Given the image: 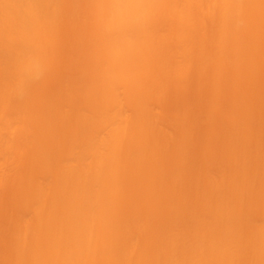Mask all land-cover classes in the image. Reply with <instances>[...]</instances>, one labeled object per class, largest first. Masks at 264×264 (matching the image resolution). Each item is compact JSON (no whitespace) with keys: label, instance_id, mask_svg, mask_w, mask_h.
Instances as JSON below:
<instances>
[{"label":"rangeland","instance_id":"rangeland-1","mask_svg":"<svg viewBox=\"0 0 264 264\" xmlns=\"http://www.w3.org/2000/svg\"><path fill=\"white\" fill-rule=\"evenodd\" d=\"M63 1H65V2L67 1V4ZM63 1L62 0L60 1V3L62 4V5H60V7L57 6L58 12H57L56 24H55V26L56 25L57 26H56L55 32L57 33L59 31L57 33V35H59V36H57L58 38L55 37L56 34L54 33V38L56 40H54L53 44H55V45H53V44L51 45V46H54L53 47L54 50L51 47V49L49 48L50 50L47 53V63L48 64L46 63V67L49 66V68L47 67V69H45V72L42 76L44 79L42 77H41L42 79L40 78L41 83L40 82H39L40 84L36 83L37 86L33 85L36 88L32 87V86H28L30 88H35V89L28 88V91L33 90L32 93H30V94H33V95L35 94V95L30 98V96H32V95H30L28 92L29 96L27 97V100H29V99H31V100H29V101L26 100L25 101L26 104L23 102V105H22V107H26L27 110H25L24 108H21L20 104H18V103L16 104V102L13 100H12V102H10L11 100L9 101V99H8L9 102H7L8 104H6L8 106H5L3 108V110H5V111L3 112V110H2V114L4 115L5 119L8 120L9 118H7V117H10V118L12 117V118H15L14 120L16 122L14 120H12V118H11V120L13 122H11V120H10V123H8V124L2 123V127L3 128L6 127V128L0 129V149H3L4 147H6V149H9L8 150L9 153L12 154V155H10V154L8 155L6 153H4L5 155L1 154V152H3V151L6 152L7 150L5 148H4L5 150H3V151L0 150L1 151L0 156L4 155V158H3V156H2V158H0V161H1L0 162V165H1L0 166V168H1L0 174L3 175L5 173V175H3L4 176L3 180H5V182L1 179V177H3V176L2 175L0 176V215H1L0 216V264H14L15 259H17V257H18V243H16V241L18 242V235H17V233H15V232H17L15 230L18 229L17 227L19 226L18 225L19 221H21V219H23L24 217L29 216V213H28L29 211L26 209V203H25V200L27 199V195L25 192H26L27 187H28V181H30L29 177L36 175L35 172H32V171H34V169L36 170V169L41 168L43 166L41 164V160L43 161V159L41 157L40 151H42L44 145H46L43 149L44 152H48L50 149H52L54 147L53 146L54 145L53 140L46 138V136H45L46 133L43 134L42 131H39V130L34 131V130H32V127H29V126L31 124L33 125L35 122H40L41 124H47L48 126H50L48 129L52 130V131L55 130V131L63 132V130L66 129L65 131L68 133H70V132L72 133V131H74V130H75L74 131V133H75L76 132V129H75L76 128L75 127V112L77 110H81V108H82L81 112L89 111L91 105L97 101L96 99H99L98 95L100 92H99V78H98L99 75H98V72H99V69H100L101 64H102V55L98 50H96V47H95V42H94L95 38L93 37L94 25H93L91 14H90V5H88V4H90V0H83V1L80 0V2H79V0H76L78 2H76L75 0H73V2H69L68 0H63ZM84 1H86V2H84ZM252 1L254 3V1H256V0H252ZM257 1H259V0H257ZM202 2H203V0L199 1L197 4V1H196L195 3H192L190 5L191 7L189 6L190 11L191 12L193 11L192 12L193 15L191 14V17H192L191 19H193V17H194V21L191 20V23L189 22L192 26L188 25L187 29H185L186 27L184 28V30H185L184 36L181 39H179L178 37H175V32L172 30L171 19H170V17H168V13H167L165 3H163L161 5V7H162L161 13H160L161 15H159L157 17L155 16L156 18H153L152 22L150 23V27H149V28H151V29H149L150 30L149 33L151 34V36L153 38H155L154 40H157L158 42L156 41L155 46H152V47H154V49H152V47L150 48L151 51L149 49H148V51L144 50L145 52H143V53L140 52L139 55H137L139 57H142L140 55L141 53L145 57L146 56L149 57V55L150 56L153 55L152 57H149L152 62H151V65L149 67V70L147 72L148 75L146 74V76H145L144 74H142V76L140 75L134 79L125 77L123 79L122 84L120 85L121 87H119V92L121 93L120 94L121 95V103H122L121 107L123 106L122 110L125 113L126 117L128 116L127 117L128 127H129L130 133L132 134L131 139L133 141V145L135 146L136 150L138 149L137 152L141 151V153L140 152H139L140 154L138 153L139 159L137 158L136 162L132 163V161L128 157L126 149L124 147L125 144H122L117 150L118 151L117 154H118V157L120 159V162L123 161V163H119V166H120L119 169L121 170L120 175L123 174L122 175L123 178L120 177L122 179L120 181V183L122 185L126 181L125 182L126 184L124 183L123 186H120L121 187L120 188V195L118 197L119 201H116V206L118 207L119 212L121 213V215L119 213L120 220H122L121 222L126 220V222H128V223L124 224V225H127V226L133 225L134 228L132 226L131 227L128 226L129 227V228L127 227L128 229H126V230L124 229L125 232L130 229V231L127 232L129 235H127V233H126L127 237L131 235L130 238L129 237L127 238L125 236V232L122 233L123 239H125V240L122 239L123 241L121 239H118L119 237L116 236L118 240H117V243L115 245L117 247H119L118 245H121L124 241H127V240L130 241L131 237L135 236V234H136L135 231H136L137 237H135V238L138 241L139 253L140 252L143 253L144 250L145 251L147 250L146 252H144V254H147L148 251H149L148 253H151V254H147L149 257L147 255H143L140 253V254H138V255H140L139 258H137L138 255L136 254L135 258H137L139 260H137L138 262L135 261L134 264L135 263L136 264H143V262H141V261H144V260H145L144 262L146 264H148V263L149 264H163L162 258L164 256V252H162V250H160L158 253V252H155V250L157 251L160 248H165V246L167 245V244H165L166 241H168L169 238H171L170 236H172V233H170V231L173 232L174 228L177 227V226H175V224L180 225V227H177V229H178V234L181 235V236L179 235L181 237V243H180V240L178 239V243H180V244H179V247L177 249L176 264H188L189 263V261H188L189 260V254L192 252V250H195V249H197L199 251V256L197 257L198 262L196 261L197 264L198 263H200V264H212L214 261L212 260V262H211L210 259L213 258V256H212L213 249L210 248L211 246L209 247L207 245H206L207 247H203V246L200 247L201 245H199L197 243V240L200 239L201 237H203V238L208 237L209 238V236L210 235L213 236L214 233H216V234L218 232H221V234L224 233L221 231V229L225 230L226 229L225 226L222 224L217 225L216 220H220L222 222L224 221L225 225H226L225 220H227V225H231V222H232V224H234L233 226H235L234 232L237 231V233H235V234H238L237 237L239 236V239H237V240H240V241H238V243H239L238 245H240V248L238 246L235 247L234 249H232L231 247L230 248L228 247L229 248L228 250L232 251L234 253V255L236 253L238 255V253H239L240 256H238V257H237V255L233 256V254L231 252H229V254L222 256V258H221L222 264H236V263L237 264H240V263L241 264H261L262 258L264 260V234L261 232H259L260 234L258 232H256V235H255V230H254L257 226L264 227L263 226L264 225V207H263L264 206V201H263L264 200V182H263L264 181V145H263L264 144V142H263L264 141V138H263L264 132L262 131L263 132L262 133L261 131H258L261 134L260 135L259 133L256 132L257 131L256 130L253 134H251L255 129L254 127H257V126L261 127V125L264 127V123H263L264 118H262L264 115L261 113L262 110H263L262 112L264 113V97H263V95H264V78H263L264 77V73H263L264 72V66H262L260 64L261 66H259V68L260 67L261 68L260 69L258 68L259 72H258V70H254L255 68H257L255 65H258L257 64L258 60H256L255 61L256 64L254 65L255 68L251 69V70H254V72H251L252 74H254L255 71H256V73L254 74L255 76H253L252 74H251L252 75L251 76L250 72L246 71V70H249L248 69L249 66H247L248 64H245L242 61L243 59L247 58V51H251V48L254 47V46H252V43L255 44L257 41L264 42V39L259 40L258 38L255 39L256 42L254 40L252 41L250 36H249L250 41H248V39H247L248 38L247 35H249L247 33V30H248L247 28H249L251 26L253 27L254 23L256 25L260 24V22H259L260 18L257 19L258 23L256 22L255 18L257 16H259V17H262L261 19H263V16H264L263 13H262V16L257 15V14H255V16H254L253 13L249 9L250 8L253 9L256 6L258 7V5L261 4V3L259 4V2H264V1L260 0L259 2L254 3L255 5L253 7L247 8L246 6H244L246 9H248L247 11L243 8L246 12L245 13L244 11H242L244 13V15L242 13L243 17L244 16L250 17V15H251V17L252 16L255 17L254 20L247 19V20L251 21L253 25L250 26L249 25L250 22H248V25H249V27H248L247 24H245L247 22V20H245V18L242 17L244 19L243 21H245V23H243V24L247 28L245 26H241V25L239 26L238 25L240 30L238 27H237V29L235 28V29H232L231 31L228 30L227 32H229V33L226 32L227 35L224 34L225 31H224L223 27L225 25L222 26L221 23H219V20L216 19L217 18L216 13L215 14H214V12L211 13V14H214L212 17L215 20H217L216 22H212V23L209 22V20L214 21L213 18H211V16H210L211 14L207 15V16H210L209 19H207L208 17L206 19L203 18L205 15L203 13L202 14L200 13V8L204 4V2H203V4L201 5ZM86 3H87V5H86ZM71 4L75 7L78 6V8H75V7L74 8L79 9L78 11L80 13L77 10L76 11L72 10ZM261 6H264V3L261 4L260 7L256 8V9L260 8L262 11H264L263 10L264 8H262ZM192 7L194 9L196 7L197 8L195 10H192L193 9ZM65 8H68L69 10L65 9ZM164 9L166 12L164 11ZM260 9H259V11H261ZM61 10H63L62 12L65 11V13L67 12L68 14H73V15L75 14V15L73 17L71 15H68L67 13L63 15L62 13H59ZM72 11H74L75 13L74 12L72 13ZM77 12H78V14H76ZM247 12H251L252 14L247 13ZM163 13H165V14H163ZM196 13L199 15V19L197 18L198 16ZM256 13H258V11ZM162 14L164 15V17H162ZM59 15H60L61 19L59 18ZM71 17L74 18L75 20L78 19L76 21L74 20L76 22L75 24H77V25H75L73 23L75 25V27L72 26L73 24L72 25L69 24L71 22L70 21ZM202 18L206 22H204L202 20ZM68 19L70 22L68 21ZM154 19H156V20L154 21ZM158 20H160V25H162V26L159 25ZM61 21H62V23H61ZM66 21L69 23H67ZM192 21L196 24L198 22L200 25L199 24L196 25ZM207 21L211 25H209L207 23ZM260 21H262V20H260ZM217 22L221 25L220 28L223 29V30H221L222 32L219 30L220 33L225 35V36L223 35V37H224L223 43L224 44L222 42L220 43L221 39L218 40V37H217V33H219V31L216 29L218 27H215L217 25ZM263 23H264V19H263ZM64 24H66V25H64ZM165 24H167L168 26ZM59 25H61V26H59ZM203 25H205V27L207 26L208 28L207 27L205 28ZM208 25L210 27L212 26V28H210ZM229 26H231V25H228L225 27L228 29ZM255 27H257V26H255ZM255 27H254V29H255ZM260 27L263 28L262 25ZM70 28L73 29V31ZM155 28L157 30L163 29V31H165V32H163L164 35L159 36V34H162V33H159L160 30L157 33V30ZM214 28H215V30H214ZM261 28L257 27L255 29V31L257 30L260 33V34L258 33L259 35H255V36L262 35L261 34L262 31H259V29H261ZM245 29H247V30H245ZM251 29L252 28H250L249 30H251ZM77 30H80V32ZM88 30H90V31H88ZM207 30L208 31L212 30L211 31L212 33L208 32ZM237 30H239V32ZM249 30H248V32L250 33L251 31H249ZM196 31L200 35H198ZM242 31L245 32V34H246L245 38L247 37L246 39L243 36L244 33L241 35ZM71 32L74 33L73 34L74 36L71 35L72 34ZM75 32H78V33H75ZM189 32L191 35L189 34ZM215 32H217V33H215ZM168 33L171 34V36H169ZM213 33L215 36L211 35ZM236 33H239L242 38L247 40L248 44L243 39H240L241 37L239 38V35ZM69 34L73 37H71ZM77 34L80 36H78ZM192 34H193V36H192ZM229 34H231V35H229ZM201 35L202 36L204 35V38ZM263 35H264V33H263ZM189 36L190 37L192 36L194 38L197 36L196 37L197 39H194L191 37L192 38V40H191ZM198 36H199V40H198ZM219 36H220V38L222 37L221 34ZM233 36L237 37V38H232V39H235V41L233 40L234 42H232V39H231V37H233ZM156 37H157V39H156ZM171 37H173V38H171ZM167 38H169V39H167ZM176 38L178 40H176ZM202 38H203V40L205 39V40H208L209 42L213 43L214 46L211 43L209 44V42H206L207 43L206 45L208 47L203 45L202 44L203 40H201ZM216 38L218 40L217 42H216ZM259 38H262V37H259ZM226 40H228V41H226ZM242 40L244 41V43L241 42ZM175 41L178 42V45L176 44ZM236 41L238 43L240 41L242 44V46H240V44L239 45L236 44L237 51H235L234 44H232V43H236ZM227 42L229 44L231 43L230 44L231 46H228L229 44H227ZM249 42H251V43L249 44ZM261 42H258V44H260V45H258L257 43L255 44L256 45L255 47H257L258 52H260V49L262 50V47L260 48L259 46H264V44ZM56 44H57V46H56ZM199 44H200V46H199L200 49L197 47V45H199ZM31 45H35V46L37 45L38 46V43L36 41L35 44L32 43ZM179 46H180V48H179ZM203 46L207 47L206 51H204L206 54L209 51L213 52V51L209 50L210 49L209 46H211V47L213 46L214 50L215 49L218 50L219 51L218 53L222 54L221 55V54H218L216 52L219 55L218 56L219 60L217 58L215 59V57H212V59L210 58L211 59L210 60L208 58L209 56H207L206 54H204V55L207 58L201 59V57H199V53H201V50L205 49ZM242 47H243V49H242ZM244 47H246V49H244ZM248 47L250 48V50H248L249 49ZM167 48H168V50H167ZM177 48H179V49H177ZM189 48H190V50H189ZM196 49L198 50L197 51L198 54L195 53ZM219 49L221 50V52ZM238 49L240 51L239 53H238ZM241 49L244 51V53ZM27 50H28V48H26L25 51H27ZM51 50H53L55 54ZM56 50H57V52H56ZM152 50L154 53L152 52ZM178 50H180V51H178ZM191 50L193 52L194 51L195 52L192 53ZM255 50L256 49H254L253 52L251 51L250 53L255 54L254 53ZM263 50H264V47H263ZM146 51L150 52V54L148 55ZM177 52H179V53H177ZM232 52H233V54H232ZM137 53L138 52H136V54ZM234 53H236V54H234ZM250 53L248 54V57H249V55H250V57H251V55L254 56L253 54H250ZM262 53L264 54L263 51H261L260 54H262ZM48 54H50V55H48ZM194 54H196V56ZM212 54L210 53L209 55L213 56ZM263 54H262V58L264 57ZM187 55H189V56H187ZM240 55H245V57L240 56ZM259 55L257 56V54H255V56H257V57L254 56L255 59L258 57L260 58ZM51 56H53V57H51ZM200 56H202V55H200ZM214 56H216V55L214 54ZM234 56H237V57H234ZM50 57L54 60V61L51 60V62H53V63H51L49 61ZM239 57H241V61H239L240 60ZM254 57H252L251 59H253ZM198 58L201 60V63L203 65L200 64V61L198 60ZM220 58L224 62H221ZM232 58L235 60L239 59L238 61L240 63L239 62H237V63L243 64V65L238 64L239 66H241V67L246 66L245 67L246 69L245 68L243 69L244 71L241 68L243 75L241 74V72H240V74H238L240 69H238V67H235L238 65H237V63H235V61L233 62ZM186 60H188L189 63ZM93 61H95V62H93ZM197 61H199V62H197ZM206 61H208L207 63L210 65L207 64V65H205L206 66L205 67L204 64H206ZM245 61H249V59L248 60L245 59ZM252 61H250L249 63L251 64ZM262 61H264V59ZM258 62H260V61H258ZM261 63L264 65V62H261ZM181 64L185 65V66H184L182 71H179V70H181V68H179V67H181ZM195 64H197V65H195ZM207 66H209V67H207ZM199 67H200V69H199ZM234 67H235V69H234ZM206 68H209V69H206ZM231 68H233L234 70ZM261 69H262V71H260ZM92 70H93V72H92ZM153 71H154V73H156L155 75H154ZM164 71H165V73H164ZM247 72H248V75H250V76H248V78L250 77L251 79L249 78L250 80H249L248 85L247 84L245 85L243 80L246 83L248 82V79L245 76ZM49 73H50V76H49ZM45 74H48V77ZM179 74H181V76H183V77H180ZM205 74H208L209 76H207ZM257 74L258 75L261 74V75L259 77H257V79H255ZM149 75H151V76H149ZM215 75H216V77H215ZM154 76L157 78H155ZM176 76L180 79H178ZM185 77H186V79H185ZM201 77L205 80L201 79ZM241 77H243V78H241ZM252 77H254L253 80H252ZM156 80H159V81L156 82ZM92 84H94V85H92ZM157 84H159V85H157ZM162 84H163V86H162ZM181 85H182V87H181ZM94 89L96 91L92 95V91H94ZM217 89H218V91H217ZM66 91H71V92H66ZM63 92H65V93H63ZM97 92H98V95L96 94ZM181 92H183V93H181ZM253 93L256 95H254ZM241 94H243V96H241L242 99L238 98V97H240ZM68 95L71 96L69 101H67L69 99ZM217 95H218V97H217ZM235 95H238V96L236 97ZM252 96H255V98L254 97L252 98ZM35 97H37V98L35 99ZM233 97H235V98L233 99ZM245 97L248 100L247 99L245 100L244 99ZM9 98H10V96H9ZM39 98L41 99V101L39 100ZM237 98L239 100V105L244 106V109L246 108L244 104H246L247 102H248L247 104H249L250 100L255 102V103H253V102L250 103V104H252V105H250L252 107L251 110H250L249 106L246 104V106L248 107L246 109L250 110V111L248 110V112L249 113L252 112L253 114L251 115L249 113H246V112L245 113H246V115L247 114L249 115V116H247V118H249L251 116L254 117L255 115L259 114L255 118L256 119L258 117L262 118L263 120L261 119V121H260L261 124L257 123V122H259V120H257V122L253 123V121H256V119L255 120L252 119L253 117L251 118L253 121L251 119H250V121H248L246 118V115L244 113H243L244 115L240 114V113H242L241 112V110L243 109L242 106L240 107V106L236 105L238 107H236V106L231 107L235 103ZM10 99H12V98H10ZM221 99H223V100H221ZM33 100H37V101H33ZM233 100H235V101H233ZM241 100H245L247 102L245 103V101H244V104H243V102H242V104H240ZM86 102L88 104H86ZM210 102H212V103H210ZM259 102L261 104H257ZM13 103L16 106L18 105L19 107L18 106L12 107ZM236 103H238V101H236ZM24 104L25 105L28 104V106H30V107L24 106ZM32 104H34V106ZM64 104H68L70 106V108L71 107L73 108V109L71 108L73 111H71L72 114L69 115L70 117H63L61 115L59 116V114L57 113V108L62 107ZM151 104H153V105H151ZM254 104L258 105V106H260V105L262 106V108L259 107V108H261L260 113H257L258 112V108H257L258 106H254ZM50 105H52L53 107L51 108ZM85 105H87L88 107H86ZM187 106H189L190 108ZM253 106H254V108H253ZM6 107H7V109H6ZM37 107L39 108V110H41L40 112L37 111L38 110ZM255 107H256V109H255ZM13 108L14 109L16 108V109L14 110ZM175 108H177V109H175ZM228 108L232 109L233 111L229 110ZM234 108H237V109L239 108L240 111L237 109H234ZM10 109H12V110H10ZM253 109H254V111H253ZM17 110H20V111L22 110L21 112L24 113V115H25V116H23L21 114V112L18 111V113H19L18 115L19 116L22 115V117L24 118L23 119L22 117H19L22 120L21 123H20V120L18 119V115L15 117V114H17L16 113ZM234 110L235 111L237 110L240 113H238L237 111L235 113ZM225 111L227 112L226 114H225ZM13 113H14V116H10ZM6 114H8V115L10 114V115L8 116ZM31 114H34V115H31ZM35 114H36V116H39V117H34ZM148 114H149V116H148ZM28 115H30V116L28 118H26ZM238 116H241L242 119L244 120L243 121L241 119L242 121L240 123L244 122L245 124L242 125L238 122ZM243 116H245V117H243ZM31 117H34L35 118L34 120H36V121H34ZM43 117H44V119H43ZM226 117H228V118H226ZM30 118H31V120H30ZM186 118H187V120H186ZM26 119H28L27 120L28 122H26V124L28 123L27 124L28 128H27V125L24 123L26 121ZM245 119H246V121H245ZM220 121H221V123H220ZM247 121L249 123L250 122H252V123L249 124ZM59 122H62V123H59ZM237 122H238V124H237ZM22 123L24 125H22ZM246 123H248L247 124L248 126H246ZM255 123H257V125ZM251 124H254L256 126H253ZM171 125H173V126H171ZM185 125H186V127H184ZM240 125L243 126L245 129H247L245 132L246 134H244V130ZM131 126H133V127H131ZM250 126H252L251 129L253 131L248 130L250 128ZM10 127H12V128H10ZM263 127H261V129ZM25 128H27L29 130H27ZM136 128H137L138 132H137ZM182 129H186L187 132L185 130H182ZM188 129L190 131H188ZM23 130L24 131L26 130V131L24 132ZM178 130H180V131L178 132ZM18 131L21 133H19ZM183 132H185L184 135L182 134ZM248 133L250 135H248ZM26 134H27L26 137H29V138L24 139V137H25L24 135H26ZM29 134H31V135H29ZM243 134L246 135V137ZM178 135H180L182 137H179ZM173 136H175L176 138ZM185 136L187 137V140H188L187 142L184 140V139H186V138H184ZM20 137L23 139V141L22 140L20 141V139H21ZM30 137H32V138H30ZM36 138H41V143L39 144L40 147H37L38 149L34 148L35 140H37ZM9 139H11V140H9ZM30 140H32V141H30ZM46 140H48V142ZM190 140H191L192 144H189V143H191ZM9 141H12V143H10ZM27 141L30 143H28ZM136 142H138L139 144L138 143L136 144ZM31 143H33V145ZM18 144L22 149L21 151L19 150L20 152L18 151V149H20V148H18L19 147ZM15 146L17 147V148H15L17 151L13 148ZM22 146H24V147H22ZM144 146H145V148H144ZM155 146H157V147H155ZM177 146H179V147H177ZM182 147L184 148L185 152L186 151L189 152L190 156L187 154L188 152L186 153L187 155L184 153ZM11 148H13V149H11ZM154 148H156V149H154ZM207 148H209L210 151H208ZM151 149H152V151L150 152ZM186 149H188V150H186ZM8 151H7V153H8ZM179 151L180 152L183 151V152L180 154ZM212 151H213V153H212ZM22 152H23L24 156H21ZM203 152L204 153L207 152L209 154L211 152L210 155L212 157H210L209 154L206 153V156H204L202 159ZM214 152L216 154H214ZM224 152H226V153H224ZM18 153H20V155ZM222 153H223V155L226 154L227 157L230 156L229 157L230 159L229 158L227 159V157H225V158L221 157V161H223L222 159H224V162H226V160L230 162V161H233L235 159L236 160L238 159L237 160L238 162H236L237 165L234 164L236 166L235 169L241 170L240 172L238 171V175L241 176V178H242V179L240 177H239L240 179L238 178V180L241 181V182L239 181L241 183V187L238 186L239 183L236 184L237 183L236 181H235V183H234L235 185H234L233 184L234 178L231 177L232 179L230 180V182H232V185L229 186V188H228L230 190H228L226 188V186H228L229 183L227 185L225 184L224 185L225 187L223 188V190L227 189L228 192L225 190V192L223 191V194H222L221 193L222 191L221 192L218 190L215 191V192H217V191L220 192V193L217 192V195L222 194V195H226L224 197H228L227 196L228 194H225V193L227 192V193L231 194L234 187L237 186L235 189L241 188L239 190L240 192H237L238 194L244 192V194H240V195L237 194L236 195V199L238 201H235V202L238 206L239 205L238 203H240L239 200H241V205H239V207L241 206V208L238 207L239 209H237V211L234 213L233 219L232 218L229 219V216L232 217V209L234 207H236V205L234 207H227V206H229L228 205L229 202L227 203L225 201V204H224L222 202L223 200H221V199H223L221 197L222 195H220V197L218 195L219 200H216V201L222 202L224 205H226L227 209L225 210L226 207L223 208L224 212H222L221 207H220V211L222 213L220 212L221 215L219 213L218 216H216L215 213H212L213 211H211V209H210L211 207H209V205L206 204V202L208 200L205 202V199H204V196L207 194L206 193L207 190L204 191V189L206 188L205 186L208 183V179H211V178H209V175L212 177V179H213V176L218 177V176H216L217 173H214V171L218 170V169H216L217 168L216 164H217V161L219 159L218 155L223 156ZM35 154H37V155H35ZM142 154L145 157L142 158L141 157ZM147 154L149 155V157H146V156H148ZM165 155H168V156H165ZM179 155H181V156H179ZM182 155L187 157V159L185 161H182L183 159L178 158V157L184 158V156H182ZM10 156H11V158H10ZM208 156L210 157V160L212 162L214 161L211 159V158H213V156L214 157L216 156L215 158L217 160L213 163L209 162L210 165L207 163L209 168H210L209 172H207L208 170L205 171L206 169H208V168H205V166H207V165H203L204 167L202 166L205 169L204 171L206 172V174L208 173L206 175L208 177L206 178L204 171L200 169L201 165L198 162L200 161L201 163H203V162L205 163V161H207V159H209V158H206ZM8 157L10 159L9 161H8ZM21 157L22 158L24 157V158L22 159ZM160 157L162 158L163 161L161 160ZM19 158L22 161L19 160ZM148 158H150V160H151L150 162H149ZM152 158H153V160H152ZM170 158L172 159V161ZM1 159H3V161L6 160L5 161L6 164ZM189 159L193 160V161H191L192 164H191ZM201 160H203V161H201ZM164 161H165V163H163ZM16 162L18 163V165L16 164ZM38 162H39V164H38ZM224 162H220V163H222L224 165L225 164ZM229 162H227V165ZM11 163L13 165H15L16 167H14L13 165L11 166ZM148 163H150L149 168H148ZM176 163H178V164L176 165ZM186 163L189 166H192V168H190ZM197 163L200 165V168H199V165H197ZM220 163L218 161V164H220ZM8 164L10 165V169H12V170L8 169V167H9ZM25 164H27L26 167H25ZM123 164H124V166H123ZM151 164H152V166H151ZM162 164H164L163 165L164 167L161 166ZM183 164L186 165V168L191 169V171H189L187 169L186 170L187 173H186L185 167H184L185 165H183ZM232 164H233V162H232ZM155 165H159V167L155 166ZM174 165H176L177 167H175ZM223 165H219V167L222 168L221 166H223ZM227 165L225 164L224 166H226V168H227ZM238 165H240V166L238 167ZM5 166H7L6 169H8L10 172L7 170L5 171ZM178 166L182 169L180 170ZM229 166H231V165H229ZM249 166L251 168L252 167L256 168V170H254V171H256V172H254V175L253 174L251 175L250 173L248 175L247 171L245 170L246 167H247L246 169L248 170V168H250ZM220 168H219L220 173L223 170L226 173L227 169L225 170V168L224 169L222 168V170H221ZM231 168H234V167L231 166ZM149 169H150V172L152 174L149 172ZM152 169L155 171V173H153L154 171H152ZM136 171H139V172H136ZM157 172H158V174H156ZM160 172H162V173H160ZM212 172H213V176L211 175ZM230 172H232V171H230ZM236 172L233 170L231 175L235 176ZM245 172H246V174H245ZM23 173H25V174H23ZM130 173H132V174H130ZM241 173H243V174H241ZM251 173H253V172L251 171ZM255 173L256 174L258 173V175H256L257 177H255ZM6 174H8V175L6 176ZM9 174H11L12 176ZM166 174L167 175L170 174V176L168 175V178L171 179L173 183L170 182L171 180H169L168 178H165L168 181H166L163 178L164 176H167ZM173 174H175V175H173ZM24 175H25V177H24ZM136 175H138V176H136ZM217 175H219V176L221 175V177L224 176L223 172L221 174H217ZM227 175H228L227 179L229 181V179H230L229 175L230 174H227ZM238 175L236 174V176H238ZM250 175H251V178H249ZM8 176H9V179L7 178ZM153 176H154V179H153ZM172 177H173V179L175 178L174 181H173ZM221 177H219V178H221ZM177 178L179 180L181 178L180 183H179ZM224 178H226V177H224ZM149 179L154 180V181H151ZM217 179L218 178H216L215 180H217ZM249 179L250 180L252 179V180L250 181ZM243 180H245V182H243ZM160 181H161V183H160ZM223 181H225V180H222V182ZM228 181H226V182H228ZM168 182H170L172 184H170ZM218 182H220V181H218ZM222 182L220 183L221 187L224 183H226V182H224L222 184ZM204 183L206 184L205 186H204ZM244 183L247 185L252 184L251 186H249V188L250 187L251 188L250 189L246 188L247 185H244ZM16 184H18V185H16ZM130 184H131V186H130ZM154 184H156V185H154ZM148 185H151V187ZM168 185H169V188H167ZM207 186L208 187L209 186L210 187H216V185L211 186L209 184ZM218 186H217V189L219 188ZM208 187H207V189H208ZM146 188L148 189V191L146 190ZM247 189L249 191H246ZM214 190H215V188H214ZM159 192H161L162 194H160ZM203 192L206 193L204 196H203ZM125 193H127V194H125ZM209 193H211V192H209ZM157 195L160 197L158 203L156 202L158 200ZM161 196H163V197H161ZM207 196H211V198H213L212 195H207ZM62 197H64V198H62L59 201L60 204H67L69 201H71L68 198L69 196L67 197L65 195ZM161 198H163L164 201H163V199L160 201ZM214 198H217L216 195ZM144 200H146V201H144ZM152 200H154V201H152ZM212 200H214V199H212ZM226 200H228V198ZM216 201H214V202H216ZM229 201H230V196H229ZM146 202H148V204H145ZM161 202H165L163 204L164 206H161L162 204L158 205ZM167 202H170V203H167ZM171 202H173L172 205H171ZM176 202L180 204L178 206V208L175 205V208H177V210L176 209L171 210V208L169 206H173V204ZM220 202H219V204H220ZM209 204H211V203L209 202ZM220 205L222 206V204H220ZM133 206H135V208H137V209L133 208ZM147 206H149V208ZM132 209H133V211H132ZM169 209H170V211H169ZM145 210H147L149 214L147 212H145ZM152 211L156 212V213L159 211V214L155 213V215H154ZM167 211H169V212L167 213ZM144 213H145V217L142 216ZM127 214H129L128 217H126ZM10 215L13 217H11ZM158 215H159L160 219L155 220V217L157 218ZM130 216H132V217L130 218ZM147 216H148V218H150L149 220L151 222L147 219ZM136 217L138 218V220H136V221L134 220L135 222L131 223V221H132L131 219H134V218L136 219ZM127 218L129 221H127ZM141 218H144L145 220L147 219L146 222L143 219L146 227L144 224H143L144 228L138 227V226L135 227L134 223H135V225L138 224L139 221L141 220ZM199 219L200 220L202 219L201 222H204V225L201 224L200 222H199L200 224H198L199 226L197 225ZM148 221L151 225L147 224ZM160 223H162V225L159 226L160 228H158L157 224H160ZM168 223H170V224H168ZM122 225H123V223H121V226ZM153 225H156L155 226L156 228L162 229L163 231L154 228ZM150 226H151L150 229H153V230H150L149 228H147ZM124 227L125 226H122V230ZM165 227H166V229H165ZM218 228H220V229H218ZM13 229H15V230H13ZM143 229H145V230H143ZM232 229H234V228H231V230H230L231 232H232ZM132 230L134 231V232H132L133 234L131 233ZM141 230H143V231H141ZM147 230H148V232H146ZM256 230L258 231V229H256ZM263 230L264 229L262 228V230H260V231H263ZM111 231H112V229H108L109 233H111ZM144 232H146V233H144ZM113 233H116L115 230ZM153 233H155V234L153 235ZM143 234H144V236H143ZM159 234H161V236H158ZM218 234H220V233H218ZM155 236H158L160 238H157ZM168 236H169V238H168ZM179 236H178V238H180ZM143 237H145V238H143ZM237 237H234V239ZM255 239H258V241L255 242ZM132 241H136V240H134V238H133ZM235 243H236V241H235ZM143 244H145L146 247ZM91 249H93V248H90V250ZM95 249H93L92 252L88 250V253H86L87 257L89 256V254L92 255L91 257L90 256L88 257V259L91 258L89 261L92 264L95 261H96L95 264L98 263L97 259L100 258V257H98V255H99L98 251ZM116 249H118V248H116ZM238 250H239V252H237ZM94 252H95V255H93ZM160 253H161V255H159ZM8 256H10V257H8ZM141 256L146 257V259L144 258V260H143V257H141ZM238 259H240V260H238ZM134 260H136V259H134ZM99 262H100V259H99ZM209 262H211V263H209ZM110 263L111 262L106 263V264H110ZM190 263H192V262L190 261ZM262 263L264 264V261Z\"/></svg>","mask_w":264,"mask_h":264},{"label":"bare ground","instance_id":"bare-ground-1","mask_svg":"<svg viewBox=\"0 0 264 264\" xmlns=\"http://www.w3.org/2000/svg\"><path fill=\"white\" fill-rule=\"evenodd\" d=\"M59 1V2H58ZM61 0H0V129H5L2 127V123H10V120L11 118L10 117H7L9 118L8 120L4 118V115L2 114V110L5 106H8L6 104H8L7 102H12L15 101L16 104H20V107L21 108H24L25 110L26 107H22L23 105V102L26 104V100H27V97L29 96L28 95V92L29 94L32 93V91H28V86H32V87H35L37 86L36 83L38 84L40 82V78L43 76L44 72H45V69H47V67L49 68V66L46 67V63H47V53L48 51L51 49V47L53 48L54 46H51L53 43H54V40H56L54 38V33L56 34L55 37L59 36L57 35V33L59 32H55V29H56V17H57V12H58V7H60V5H62L60 3ZM63 1V0H62ZM69 2H73V0H68ZM76 1V0H75ZM83 1V0H82ZM197 1V4L199 1L201 0H90V14H91V18H92V22H93V25H94V31H93V37L95 38L94 42H95V47H96V50H98L101 55H102V64H101V67L99 69V72H98V75H99V95H98V92L96 93L98 96H99V99H96L97 101L91 105L90 107V110L89 111H86V112H81L82 111V108L81 110H77L75 112V129H76V132L74 133V131H72V133H68L66 132L65 130H63V132H59V131H52V130H49L48 128L50 126H48L47 124H41L40 122H35L32 126L30 125L29 127H32V130L34 131H42L43 134H45L46 138L48 139H51L53 140V148L50 149L48 152H44V147L46 145H44L42 151H40V154H41V157L43 159V161L41 160V165L42 167L41 168H38V169H34V171L32 172H35L36 175H33V176H30V181H28V187H27V190H26V195H27V199L25 200V203H26V209L29 211V216L27 217H24L23 219H21V221H19L18 223V229H13L17 232V235H18V242L16 241V243H18V257L17 259H15V262L14 264H92L90 263V259H88V257L92 256L91 254H89V256L87 257L86 256V253H88V250L89 251H93V249L97 250L99 255L98 257H100V262H99V259L98 260V263L96 264H106V263H109L111 262L110 264H134V262H138L137 258L140 257V254L139 251H138V241L135 237L137 232L135 231V236L134 237H131V240H127V241H124L121 245H118L119 247H117L115 244L117 243V240L118 239H123V234L125 232L126 229H128L130 225H124V224H127L128 222L123 221L121 222L122 220H120V215L121 213L119 212V209L118 207L116 206V201H119L118 200V197L120 195V186H123V184L121 185L120 181L122 180L120 177H122L123 174L120 175V169H119V163H123L120 162V159L118 157V148L122 145V144H125L124 147L126 149V152H127V155L128 157L130 158V160L132 161V163H135L136 162V159L138 158L139 154L141 153V151H138L136 150L135 146L133 145V141L131 139V133L129 131V127H128V119L125 115V113L123 112L122 110V107H121V93L119 92V87H121L120 85L122 84L123 82V79L126 77V78H136L138 76H142V74H144L146 76L148 70H149V67L151 65V59L149 57H152L150 56V52H147L148 49L150 50V48L152 46H155L156 44V41L157 40H154L155 38H153L151 36V34L149 33V28L150 27V23L152 22L153 18H156L157 16L161 15V5L163 3H165L166 5V9H167V13H168V17H170L171 19V25H172V30L175 32V37H178L179 39H181L183 36H184V28L187 29V26L188 25H191V20L194 21V17L193 19H191V14L193 15V11L191 12L190 11V5L192 3H195ZM260 1V0H259ZM259 1H254V3L256 2H259ZM264 1V0H263ZM65 2V1H63ZM78 2V1H76ZM80 2V0H79ZM86 2V1H84ZM204 2V4H203ZM203 2L201 3L202 7L200 8V13L204 14L205 16L203 17L204 19H209L210 16L211 18H213L212 16L216 13L217 14V20H219V23H221L222 26H228V25H231L228 27V29L224 26L223 29H224V34H226V32L229 30L231 31L232 29H237V27L239 28V26H245L243 23H245V21H243L245 18V20L249 19V20H254V16L255 14L257 15H261L262 16V13L264 14V11H262L260 8L261 11H259V9H256L258 7H260L261 4H263L264 2H259L260 5H258V7L256 6L255 8H250L249 10L253 13L254 16L248 18L247 16L243 17L244 13L242 11L245 12V10L247 11L248 9H246L244 6H246L247 8L248 7H253L255 4L253 3V1L251 0H203ZM67 4V1L65 2ZM75 3V2H74ZM73 3V4H74ZM76 4V3H75ZM78 4V3H77ZM81 4V3H80ZM72 5V4H71ZM79 5V4H78ZM87 5V3H86ZM65 6V5H64ZM190 6V7H189ZM193 6V5H192ZM71 7V6H70ZM69 7V8H70ZM72 5V10L74 11H78L79 9H75V8H78L75 7ZM86 7V6H85ZM262 8H264V6H261ZM74 8V9H73ZM193 8V7H192ZM197 8V7H196ZM195 8V9H196ZM245 10H244V9ZM65 9H68V8H65ZM82 9V8H81ZM80 9V10H81ZM194 8L192 10H195ZM256 9V10H255ZM69 10V9H68ZM163 10V9H162ZM264 10V9H263ZM63 10H61L59 13H62L63 15L66 14L65 11L62 12ZM72 11V13L74 12ZM165 11V9H164ZM254 11V12H253ZM258 11V13H256ZM69 12V11H68ZM79 12V11H78ZM78 12L76 14H78ZM82 12V11H81ZM166 12V11H165ZM214 14H211L213 13ZM251 12H247V13H251ZM75 13V12H74ZM80 13V12H79ZM243 13V15H242ZM246 13V12H245ZM251 13V14H252ZM68 14V13H67ZM87 14V13H86ZM165 14V13H163ZM162 14V17H164V15ZM195 14V13H194ZM197 14V13H196ZM211 14V15H210ZM62 15V16H63ZM68 15H71L72 17L75 15L73 14H68ZM207 15H210V16H207ZM79 16V15H78ZM156 16V17H155ZM197 18L199 19V15L197 14ZM64 17V16H63ZM66 17V16H65ZM71 17V22H67L69 23L70 25H72L73 23L75 24L76 20L78 19H74ZM166 17V16H165ZM243 17V18H242ZM59 18H60V15H59ZM202 18V20L204 21V19ZM251 18V19H250ZM262 20L260 22V24L256 25L254 23V26L252 27L251 25L252 22L247 20V22L245 24H247V26L249 27V25L251 27L246 28L249 30L250 28H252L250 33L248 32L247 29V33L249 35H247V39L248 41H250L249 39L251 38L252 41L255 39H264V23H263V19H264V16H263V19H261L262 17H259L257 16L255 18L256 22L258 21L257 19ZM61 19V18H60ZM65 19V18H64ZM82 19V18H81ZM168 19V18H167ZM73 20V21H72ZM75 20V21H74ZM80 20V19H79ZM156 19H154L155 21ZM201 20V21H202ZM214 21H211L209 20L210 23L212 22H216L217 20H215L213 18ZM83 21V20H82ZM159 21V25H160V20ZM162 21V20H161ZM167 21V20H166ZM192 21V22H193ZM197 21V20H196ZM200 21V22H201ZM84 22V21H83ZM190 22V23H189ZM206 22V21H204ZM209 22L207 21V23L209 24ZM241 22V23H240ZM248 22L249 25H248ZM262 22V23H261ZM62 23V21H61ZM78 23V22H77ZM170 23V22H169ZM194 23V22H193ZM217 22V25L215 27H218L216 28L218 31L220 30H223L220 28V24ZM258 23V22H257ZM72 25L75 27V25ZM79 24V23H78ZM196 24V23H194ZM197 24H199L197 22ZM196 24V25H197ZM202 24V23H201ZM219 24V25H218ZM228 24V25H227ZM66 25V24H64ZM167 25V24H165ZM164 25V26H165ZM195 25V26H196ZM200 25V24H199ZM211 25V24H209ZM208 25V26H209ZM213 25V24H212ZM239 25V26H238ZM262 25L263 28H261L260 26ZM61 26V25H59ZM69 26V25H68ZM67 26V27H68ZM162 26V25H160ZM168 26V25H167ZM192 26V25H191ZM205 27V25H203ZM258 28H261L259 29V31H262L260 36H255V35H259L260 33L255 29L257 27ZM77 27V26H76ZM90 27V26H89ZM207 27V26H206ZM205 27V28H206ZM210 27V26H209ZM255 27V29H254ZM194 28V27H193ZM208 28V27H207ZM212 28V26L210 27ZM71 29V28H70ZM154 29V28H153ZM156 29V28H155ZM195 29V28H194ZM198 29V28H197ZM73 31V29H71ZM157 30V29H156ZM160 29L157 30V33ZM190 30V29H189ZM188 30V31H189ZM215 30V28H214ZM213 30V31H214ZM240 30V28H239ZM239 30H237L239 32ZM80 32V30H77ZM90 31V30H88ZM169 31V30H168ZM193 31V30H192ZM208 31V30H207ZM212 31V30H211ZM211 31H208L210 33H212ZM217 31V32H218ZM217 33V37H218V40L221 39L220 43L224 42V37L222 33ZM165 31L160 30L159 33H162V34H159V36L161 35H164ZM191 32V31H190ZM189 32V34H190ZM195 32V31H194ZM197 32V31H196ZM222 32V31H221ZM72 33V32H71ZM75 33H78V32H75ZM173 33V32H172ZM207 33V32H206ZM229 33V32H227ZM245 34L244 31L241 32V35L242 34ZM252 33V34H251ZM257 33V34H256ZM259 33V34H258ZM74 33H72L71 35H73ZM155 34V33H154ZM169 34V33H168ZM167 34V35H168ZM195 34V33H194ZM198 35H200L198 32H197ZM208 34V33H207ZM221 34V37L219 35ZM239 35V38L241 37V35L239 33H236ZM244 38L246 36V34L244 35ZM70 35V34H69ZM70 35V36H71ZM78 35V34H77ZM156 35V34H155ZM191 35V34H190ZM196 35V34H195ZM211 35H214L211 34ZM224 35V36H225ZM231 35V34H229ZM74 36V35H73ZM71 36V37H73ZM76 36V35H75ZM80 36V35H78ZM169 36H171V34H169ZM193 36V34H192ZM191 36V37H192ZM202 36V35H201ZM215 36V35H214ZM237 36V35H236ZM250 36V38H249ZM70 37V38H71ZM167 37V36H166ZM190 37V36H189ZM190 39L192 40V37ZM197 37V36H196ZM194 38V39H197V38ZM204 38V35L202 36ZM206 37V36H205ZM238 37V36H237ZM235 36L231 37L232 38H237ZM254 39H253V38ZM259 37H262V38H259ZM58 38V37H57ZM159 38V37H158ZM162 38V37H161ZM173 38V37H171ZM201 38V37H200ZM203 38L201 40H203ZM244 38H240V39H243L246 43L248 42L247 40H245ZM69 39V38H68ZM157 39V37H156ZM163 39V38H162ZM169 39V38H167ZM166 39V40H167ZM189 39V40H190ZM161 40V39H160ZM176 40H178L176 38ZM188 40V39H187ZM190 40V41H191ZM198 40H199V36H198ZM197 40V41H198ZM205 40V39H204ZM202 42L203 45L207 46L206 42H209L208 40H205ZM217 38H216V42L218 41ZM235 39H232V42H234ZM241 41L244 43V41ZM37 41L38 43V46L36 45H31L32 43L35 44V42ZM162 41V40H161ZM168 41V40H167ZM228 41V40H226ZM66 42V41H65ZM158 42V41H157ZM176 42V41H175ZM199 42V41H198ZM241 42L239 41V43L236 41V43H232L234 44V48H235V51H237V47H236V44H240V46H242ZM256 42V41H255ZM258 42H261V41H257L256 43L258 44ZM63 43V42H62ZM77 43V42H76ZM190 43V42H189ZM195 43V42H194ZM197 43V42H196ZM211 42H209L210 44ZM251 42H249L250 44ZM255 43V44H256ZM264 44V42H261ZM169 44V43H168ZM176 44L178 45V42H176ZM198 44V43H197ZM213 44V43H211ZM224 44V43H223ZM227 44H229L227 42ZM231 44V43H230ZM228 45V46H231V45ZM248 44V43H247ZM254 43H252V47L251 48V51L253 52L254 49H256L254 51L255 54H257V56L261 53V51L264 52L263 50V47L264 46H259L260 48L262 47V50L260 49V52H258L257 50V47H255ZM55 45V44H53ZM77 45V44H76ZM180 45V44H179ZM191 45V44H190ZM260 45V44H258ZM257 45V46H258ZM57 46V44H56ZM68 46V45H67ZM91 46V45H90ZM158 46V45H157ZM160 46V45H159ZM188 46V45H187ZM200 44L197 45V47L199 48ZM203 46L205 49L204 50H201V53H199V57H201V59L203 58H207L204 54H206L204 51H206L207 47ZM214 46V44H213ZM213 46H209L211 51L213 52H209L206 54L207 56H209L208 58L212 59V57H215V59L217 58L218 59V54H221V53H218L219 51L218 50H214ZM239 46V47H240ZM172 47V46H171ZM177 47V46H176ZM194 47V46H193ZM202 47V48H203ZM238 47V48H239ZM26 48H28L27 51ZM50 48V49H49ZM75 48V47H74ZM93 48V47H92ZM180 48V46H179ZM177 48V49H179ZM212 48V49H211ZM249 48V47H248ZM247 48V49H248ZM152 49H154V47H152ZM157 49V48H156ZM193 49V48H192ZM200 49V48H199ZM243 49V47H242ZM241 49V50H242ZM244 49H246V47H244ZM259 49V48H258ZM54 50V48H53ZM51 50L53 53L54 51ZM144 50H147V54L149 55V57H145L142 55L143 52H145ZM164 50V49H163ZM168 50V48H167ZM182 50V49H181ZM190 50V48H189ZM220 50V49H219ZM233 50V49H232ZM250 50V48L248 49ZM151 51V50H150ZM156 51V50H155ZM180 51V50H178ZM198 50L196 49V52ZM243 51V50H242ZM251 51H247V58L245 59H249V61H245V59H243L242 61L245 63V64H248L247 66L248 69L250 70H246L248 72H250V75L252 74L251 72H254V70H258L259 72V66H264L261 62H264L262 61L264 59V57L262 58V54H260V58H256L257 56H255V54L253 53H250ZM257 51V52H256ZM51 52V53H52ZM57 52V50H56ZM136 52H138L136 54ZM142 52L140 55L142 57H139L137 55H139V53ZM153 52V50H152ZM192 53H194L192 50H191ZM204 52V53H203ZM218 54H217V53ZM221 52V50H220ZM239 49H238V53H239ZM154 53V52H153ZM156 53V52H155ZM179 53V52H177ZM212 54L213 56H210L209 54ZM237 53V54H238ZM244 53V51H243ZM253 54L254 56L249 55L248 57V54ZM55 54V53H54ZM152 54V53H151ZM190 54V53H189ZM214 54L217 56H214ZM233 54V52H232ZM236 54V53H234ZM50 55V54H48ZM72 55V54H71ZM185 55V54H184ZM196 56V54H194ZM202 55V56H200ZM222 55V54H221ZM264 55V54H263ZM54 56V55H53ZM51 56V57H53ZM69 56V55H68ZM73 56V55H72ZM156 56V55H155ZM189 56V55H187ZM191 56V55H190ZM193 56V55H192ZM240 56H243L245 57V55H240ZM50 57V62L51 60H53L52 58ZM221 57V56H220ZM233 57V56H232ZM234 57H237V56H234ZM252 57H254L253 59H251ZM95 58V57H94ZM98 58V57H97ZM155 58V57H154ZM191 58V57H190ZM222 58V57H221ZM220 58V59H221ZM241 61V57H239ZM156 59V58H155ZM186 59V58H185ZM184 59V60H185ZM192 59V58H191ZM190 59V60H191ZM210 59V60H211ZM223 59V58H222ZM222 59L220 60L221 62H224L222 61ZM194 60V59H193ZM198 60L200 61V64L201 63V60L198 58ZM208 60V59H207ZM219 60V59H218ZM233 62L235 61V63L239 62L238 60H235L233 59ZM253 60V61H252ZM258 60L260 62L257 61V64L258 65H255V61ZM54 61V60H53ZM188 62V60H186ZM192 61V60H191ZM197 61V62H199ZM204 61V60H203ZM209 61V60H208ZM208 61H206V64L207 65ZM213 61V60H212ZM211 61V62H212ZM250 61L251 64L249 63ZM49 62V63H50ZM95 62V61H93ZM247 62V63H246ZM53 63V62H51ZM157 63V62H156ZM186 63V62H185ZM189 63V62H188ZM240 63V62H239ZM237 63V65L239 64ZM254 63V64H253ZM48 64V63H47ZM242 64V63H241ZM239 64V65H241ZM261 64V65H260ZM197 65V64H195ZM203 65V64H202ZM210 65V64H208ZM235 66V67H238L239 72L238 74H241L243 73L241 71V68L242 70L246 67H241V66ZM243 65V64H242ZM257 68H255V66ZM174 66V65H173ZM185 65H182L181 64V70L179 71H182L183 68H184ZM254 66V67H253ZM202 67V66H201ZM206 67V66H205ZM209 67V66H207ZM224 67V66H223ZM234 67V69H235ZM53 68V67H52ZM152 68V67H151ZM187 68V67H186ZM191 68V67H190ZM254 69V70H251V69ZM259 68V69H258ZM200 69V67H199ZM206 69H209V68H206ZM233 69V68H231ZM233 69V70H234ZM237 69V68H236ZM237 69V70H238ZM246 69V68H245ZM50 70V69H49ZM95 70V69H94ZM151 70V69H150ZM177 70V69H176ZM216 70V69H215ZM214 70V71H215ZM51 71V70H50ZM96 71V70H95ZM186 71V70H185ZM184 71V72H185ZM208 71V70H207ZM244 71V70H243ZM262 71V69L260 70ZM49 72V71H48ZM93 72V70H92ZM163 72V71H162ZM248 72L246 73V77L248 79V82L246 83L244 80L243 82L245 83V85L249 83V80L250 79L248 78ZM151 73V72H150ZM154 73V71H153ZM159 73V72H158ZM165 73V71H164ZM174 73V72H173ZM176 73V72H175ZM245 73V72H244ZM256 73V71H255ZM254 73V74H255ZM261 73V72H260ZM264 73V72H263ZM95 74V73H94ZM156 73H154L155 75ZM177 74V73H176ZM254 74H252L253 76H255ZM259 74V73H258ZM256 75V78L259 77L260 75ZM47 75L48 77V74H45ZM148 75V74H147ZM171 75V74H170ZM180 77H183L181 76V74H179ZM185 75V74H184ZM198 75V74H197ZM207 76H209L208 74H205ZM243 75V74H242ZM251 75V76H252ZM49 76H50V73H49ZM96 76V75H95ZM151 76V75H149ZM238 76V75H237ZM46 77V78H47ZM66 77V76H65ZM93 77V76H92ZM155 77V76H154ZM177 77V76H176ZM203 77V76H202ZM201 77V79H203ZM216 77V75H215ZM239 77V76H238ZM43 78V77H42ZM41 78V79H42ZM157 78V77H155ZM170 78V77H169ZM178 78V77H177ZM243 78V77H241ZM245 78V77H244ZM264 78V77H263ZM44 79V78H43ZM144 79V78H143ZM153 79V78H152ZM180 79V78H178ZM186 79V77H185ZM254 79V77H252V80ZM173 80V79H172ZM205 80V79H203ZM209 80V79H208ZM241 80V79H240ZM44 81V80H43ZM47 81V80H46ZM159 81V80H156V82ZM48 82V81H47ZM64 82V81H63ZM67 82V81H66ZM168 82V81H167ZM242 82V81H241ZM41 83V82H40ZM39 83V84H40ZM172 83V82H171ZM252 83V82H251ZM186 84V83H185ZM35 85V86H33ZM94 85V84H92ZM159 85V84H157ZM161 85V84H160ZM187 85V84H186ZM88 86V85H87ZM163 86V84H162ZM182 87V85H181ZM184 87V86H183ZM36 88V87H35ZM35 88H30V89H35ZM218 88V87H217ZM58 89V88H57ZM153 89V88H152ZM213 89V88H212ZM221 89V88H220ZM54 90V89H53ZM181 90V89H180ZM225 90V89H224ZM229 90V89H228ZM235 90V89H234ZM96 90L94 89V91H92V95L93 93L95 92ZM186 91V90H185ZM218 91V89H217ZM226 91V90H225ZM238 91V90H237ZM236 91V92H237ZM56 92V91H55ZM66 92H71V91H66ZM256 92V91H255ZM65 93V92H63ZM76 93V92H75ZM89 93V92H88ZM91 93V92H90ZM183 93V92H181ZM206 93V92H205ZM204 93V94H205ZM208 93V92H207ZM218 93V92H217ZM257 93V92H256ZM244 94V93H243ZM243 94L240 95V97L238 98H241V96H243ZM254 94V93H253ZM33 97L34 95L33 94H30ZM256 95V94H254ZM258 95V94H257ZM263 95V94H262ZM261 95V96H262ZM12 98L10 99L9 98ZM44 96V95H43ZM236 97L238 95H235ZM246 96V95H245ZM64 97V96H63ZM70 97L68 95V100H70ZM95 97V96H94ZM218 97V95H217ZM230 97V96H229ZM255 98V96H252V98ZM264 97V95H263ZM37 97H35L36 99ZM44 98V97H43ZM42 98V99H43ZM189 98V97H188ZM208 98V97H207ZM220 98V97H219ZM235 97H233L234 99ZM238 103H236L235 100V103L231 106H242V105H239V100ZM251 98V97H250ZM249 98V99H250ZM9 99V101H8ZM242 99V98H241ZM245 100L247 99L246 97L244 98ZM31 100V99H29ZM27 100V101H29ZM39 100L41 101V99L39 98ZM46 100V99H45ZM160 100V99H159ZM223 100V99H221ZM232 100V99H231ZM245 100H241L240 101V104H244V101ZM248 100V99H247ZM33 101H37V100H33ZM48 101V100H47ZM46 101V102H47ZM123 101V100H122ZM210 101V100H209ZM39 102V101H38ZM43 102V101H42ZM247 101H245L246 103ZM250 103H252L253 101H249ZM263 102V101H262ZM28 103V102H27ZM36 103V102H35ZM91 103V102H90ZM192 103V102H191ZM212 103V102H210ZM248 103V102H247ZM246 103V104H247ZM247 104L251 110V106L252 104ZM255 103V102H253ZM24 106H27V107H30L27 105ZM86 104H88L86 102ZM245 105L246 108H248L247 106ZM257 104H261L260 102L257 103ZM34 106V104H32ZM153 105V104H151ZM178 105V104H177ZM12 106V105H11ZM16 106L14 103H13V106L14 107ZM18 106V105H17ZM16 106V107H17ZM36 106V105H35ZM86 107H88L87 105H85ZM236 106V107H238ZM254 106H258V105H255ZM253 106V108H254ZM19 107V106H18ZM47 107V106H46ZM50 107L52 108L53 106L50 105ZM189 107V106H187ZM230 107V108H231ZM243 107V111L241 110L242 113H240V109L238 108H234V109H237L239 111H237L238 113L242 114V115H246V113H249L248 110L244 109V106ZM262 106H258V112L257 113H260L261 111V108H259ZM38 108V107H37ZM45 108V107H44ZM72 108V107H71ZM70 108V106L68 104H64L62 107H59L57 108V113L59 114V116H63V117H70L69 115L72 114L71 111H73L72 109ZM76 108V107H75ZM190 108V107H189ZM228 108L229 110H232ZM7 109V107H6ZM14 109V108H13ZM16 109V108H15ZM14 109V110H15ZM19 109V108H18ZM35 109V108H34ZM152 109V108H151ZM177 109V108H175ZM256 109V107H255ZM12 110V109H10ZM249 110V111H250ZM5 110H3L4 112ZM21 112L20 110H17V114H15V117L19 114L18 113ZM38 112H40L41 110H37ZM84 111V110H83ZM125 111V110H124ZM178 111V110H177ZM233 111V110H232ZM236 111L234 110V112L236 113ZM254 111V109H253ZM263 111V110H262ZM261 111V113L264 115V113ZM10 112V111H9ZM30 112V111H29ZM129 112V111H128ZM246 112V113H245ZM27 113V112H26ZM31 113V112H30ZM35 113V112H34ZM37 113V112H36ZM227 112L225 111V114ZM244 113V114H243ZM256 113V114H257ZM21 114L23 116L24 113L21 112ZM249 114H253L252 112H250ZM8 115V114H6ZM10 115V114H9ZM8 115V116H9ZM22 115H18V119L20 120V123H21V119L19 117H22ZM31 115H34V114H31ZM241 115V116H242ZM250 115V116H251ZM259 114L255 115L254 117L251 116L249 118H247V116H249L248 114L246 115V118L248 121H250V119H256L255 117L258 116ZM10 116H14V113ZM30 115H28L26 118H28ZM42 116V115H41ZM149 116V114H148ZM147 116V117H148ZM221 116V115H220ZM241 116H238V122L240 123L243 119ZM34 117H39V116H35ZM34 117H31L33 120L35 119ZM51 117V116H50ZM230 117V116H229ZM245 117V116H243ZM23 118V117H22ZM30 118V120H31ZM169 118V117H168ZM172 118V117H171ZM228 118V117H226ZM264 118V116L262 117ZM260 117H258L256 119V121H253L254 122H257V120H259V122H257L258 124L260 123L261 124V119ZM15 118H12V120H14ZM17 119V118H16ZM24 119V118H23ZM42 119V118H41ZM44 119V117H43ZM185 119V118H184ZM222 119V118H221ZM242 119V120H241ZM11 120V122H13ZM28 119H26V121L24 122L26 124V122ZM53 120V119H52ZM63 120V119H62ZM61 120V121H62ZM71 120V119H70ZM187 120V118H186ZM263 120V119H262ZM15 121V120H14ZM36 121V120H34ZM49 121V120H48ZM64 121V120H63ZM244 121V120H243ZM246 121V119H245ZM247 121V122H248ZM16 122V121H15ZM30 122V121H29ZM237 122V124H238ZM33 123V122H32ZM59 123H62V122H59ZM66 123V122H65ZM74 123V122H73ZM180 123V122H179ZM221 123V121H220ZM249 123V122H248ZM246 123V126H248ZM252 123V122H250ZM249 123V124H250ZM257 123H255L257 125ZM264 123V122H263ZM28 124V123H27ZM26 124V125H27ZM53 124V123H52ZM69 124V123H68ZM72 124V123H71ZM185 124V123H184ZM240 124H245L244 122L243 123H240ZM21 125V124H20ZM22 125H24L22 123ZM25 125V126H26ZM253 126H256L254 124H251ZM173 126V125H171ZM241 126V125H240ZM14 127V126H13ZM21 127V126H20ZM133 127V126H131ZM186 127V125L184 126ZM244 130V134H246V130L243 126H241ZM259 127V128H258ZM261 127H263L261 125ZM260 126H257V127H254V131L251 129L252 126H250V128L248 130H252L253 132L251 134H253L256 130L257 133H259L258 131H263L264 132V127L261 129ZM12 128V127H10ZM27 128H28V125H27ZM25 128V129H27ZM56 128V127H55ZM174 128V127H173ZM9 129V128H8ZM139 129V128H138ZM175 129V128H174ZM259 129V130H258ZM29 130V129H27ZM134 130V129H133ZM137 130V128H136ZM140 130V129H139ZM170 130V129H169ZM176 130V129H175ZM182 130H185L186 129H182ZM22 131V130H21ZM24 131V130H23ZM26 131V130H25ZM24 131V132H25ZM62 131V130H61ZM69 131V130H68ZM180 130H178L179 132ZM188 131H190L188 129ZM19 132V131H18ZM132 132V131H131ZM138 132V130H137ZM169 132V131H168ZM187 132V131H186ZM249 132V131H248ZM262 132V133H263ZM11 133V132H10ZM9 133V134H10ZM21 133V132H19ZM170 133V132H169ZM250 133V132H249ZM248 133V135H250ZM24 134V133H23ZM154 134V133H153ZM183 135L185 134V132L182 133ZM243 134V135H244ZM260 134V133H259ZM264 134V133H263ZM262 134V135H263ZM11 135V134H10ZM31 135V134H29ZM28 135V136H29ZM139 135V134H138ZM256 135V134H255ZM261 135V134H260ZM9 136V135H8ZM12 136V135H11ZM24 139L25 138H29V137H26V135H24ZM38 136V135H37ZM179 137H182L180 135H178ZM189 136V135H188ZM246 137V135H244ZM253 136V135H252ZM264 136V135H263ZM19 137V136H18ZM23 137V136H22ZM144 137V136H143ZM175 137V136H173ZM260 137V136H259ZM21 138V137H20ZM32 138V137H30ZM45 138V139H46ZM176 138V137H175ZM184 139L186 142L188 141L187 140V137L185 136ZM191 138V137H190ZM189 138V139H190ZM264 138V137H263ZM12 139V138H11ZM9 139V140H11ZM16 139V138H15ZM19 139V138H18ZM37 140H35V144H34V148L36 149L37 147H40L39 144L41 143V138H36ZM43 139V138H42ZM144 139V138H143ZM146 139V138H145ZM178 139V138H177ZM193 139V138H192ZM262 139V138H261ZM23 141V139L21 138L20 141ZM33 140V139H32ZM30 140V141H32ZM44 140V139H43ZM138 140V139H137ZM147 140V139H146ZM173 140V139H172ZM176 140V139H175ZM194 140V139H193ZM263 140V139H262ZM48 142V140H46ZM140 141V140H139ZM167 141V140H166ZM10 143H12V141H9ZM28 142V141H27ZM141 142V141H140ZM178 142V141H177ZM191 142V140H190ZM264 142V141H263ZM30 143V142H28ZM138 142H136L137 144ZM167 143V142H166ZM33 145V143H31ZM45 144V143H44ZM139 144V143H138ZM151 144V143H150ZM162 144V143H161ZM165 144V143H164ZM185 144V143H184ZM189 144H192L189 143ZM22 145V144H21ZM28 145V144H27ZM50 145V144H49ZM177 145V144H176ZM264 145V144H263ZM19 146V144H18ZM146 146V145H145ZM144 146V148H145ZM150 146V145H149ZM153 146V145H152ZM180 146V145H179ZM177 146V147H179ZM187 146V145H186ZM24 147V146H22ZM48 147V146H47ZM148 147V146H147ZM146 147V148H147ZM157 147V146H155ZM184 147V146H183ZM182 147V148H183ZM6 149V147H4ZM0 149L1 151L5 150V149ZM14 149L17 148L16 146L13 147ZM11 148V149H13ZM18 148V151L22 150L21 147L19 146ZM187 148V147H186ZM38 149V148H37ZM156 149V148H154ZM178 149V148H177ZM208 151L209 148H207ZM7 151L9 149H6ZM16 150V149H15ZM14 150V151H15ZM48 150V149H47ZM140 150V149H139ZM188 150V149H186ZM0 151V152H1ZM6 152H1V154H10L12 155L11 153H8ZM17 151V150H16ZM19 151V152H20ZM24 151V150H23ZM148 151V150H147ZM152 151V149L150 150V152ZM183 151L184 153L186 154L188 151L185 152L184 148H183ZM182 151V152H183ZM224 151V150H223ZM34 152V151H33ZM140 152V153H139ZM178 152V151H177ZM180 152V151H179ZM180 152V154L182 153ZM27 153V152H26ZM139 153V154H138ZM171 153V152H170ZM206 153L207 152H203L202 154V159L204 156H206ZM213 153V151H212ZM226 153V152H224ZM20 155V153H18ZM22 155L21 156H24L23 152L21 153ZM39 154V155H40ZM150 154V153H149ZM163 154V153H162ZM161 154V155H162ZM189 155V152L187 153ZM186 154V155H187ZM209 154V153H207ZM211 154V152H210ZM209 154L210 157H212L211 155ZM214 154H216L214 152ZM5 155V154H4ZM4 155L3 158H4ZM14 155V154H13ZM31 155V154H30ZM34 155V154H33ZM37 155V154H35ZM148 155V154H147ZM158 155V154H157ZM223 155V153H222ZM2 156H0V158H2ZM15 156V155H14ZM29 156V155H28ZM165 156H168V155H165ZM181 156V155H179ZM184 156V155H182ZM190 156V155H189ZM206 157V158H209L207 159V161H205V163H201L200 161L198 162L200 165H201V168H200V165L197 163V165H199V168L201 170H205L203 167V165H207L205 166V168H208L206 169L205 171L209 172V166L208 164L210 165V163H213L215 162L217 159L213 156V158H211L212 160H214L213 162L210 160V157ZM219 156V163L220 162H224V159H222L223 161H221V157L222 158H225L227 157L226 154L221 156V155H218ZM141 157H145L143 156V154L141 155ZM146 157H149L146 156ZM230 156L227 157V159L229 158ZM7 158V157H6ZM11 158V156H10ZM17 158V157H16ZM22 158V157H21ZM24 158V157H23ZM22 158V159H23ZM27 158V157H26ZM38 158V157H37ZM161 158V157H160ZM165 158V157H164ZM163 158V159H164ZM169 158V157H168ZM180 159H183L182 161H185L187 159V157L184 156V158H181V157H178ZM189 158V157H188ZM192 158V157H191ZM234 158V157H233ZM13 159V158H12ZM39 159V158H38ZM139 159V158H138ZM156 159V158H155ZM159 159V158H158ZM166 159V158H165ZM164 159V160H165ZM171 159V158H170ZM193 159V158H192ZM230 159V158H229ZM235 159V158H234ZM3 161V159H1ZM9 157H8V161H9ZM19 160H21L19 158ZM28 160V159H27ZM40 160V159H39ZM149 162L151 161L150 158H148ZM153 160V158H152ZM162 160V158H161ZM175 160V159H174ZM190 160V159H189ZM226 160V159H225ZM233 160V159H232ZM238 160V159H237ZM236 159L233 160V161H227L224 162L226 165H227V162L228 165H227V168L226 166H224L222 163L218 164V161H217V168L218 169L217 171L213 170L214 173H217V174H221L223 172L224 176L221 177V175H217L218 177H214L213 176V172L211 173V175L213 176V179L212 177L209 175V178L211 179H208V183L207 185H216V187H208L205 183H204V191L203 192V196H204V199H205V202L206 204L209 205V207H211V211H213L212 213H215L216 216L219 215V213L221 212L220 211V207H221V210L222 212H224L223 208L226 207L225 204V201L228 203L229 206L227 207H234L236 205V207H234L232 209V217L229 216V219L232 218L233 219V216H234V213L237 211V209L241 208V206L239 207V205H241V200L240 203H238L239 205L237 206L236 202L235 201H238L236 199V195L238 194L237 192H240L239 190L241 189H235L236 187H234V189L232 190L231 194L230 193H227V189L229 188V186L232 185V182H230V180L232 178H234L233 180V184L235 183V181L237 182L236 184L239 183L238 186L241 187V181L238 180V178L241 176L238 175V171L240 172L241 170H237L235 169L236 166L234 164H236V162H238ZM6 161V160H5ZM3 161V162H5ZM22 161V160H21ZM143 161V160H142ZM147 161V160H146ZM163 161V160H162ZM172 161V159H171ZM181 161V162H182ZM193 161V160H190V162ZM203 161V160H201ZM1 162V161H0ZM19 162V161H18ZM32 162V161H31ZM37 162V161H36ZM176 162V161H175ZM180 162V163H181ZM210 162V163H209ZM233 162V164H232ZM240 162V161H239ZM21 163V162H20ZM165 163V161L163 162ZM179 163V164H180ZM208 163V164H207ZM6 164V162H5ZM16 164L18 165V163L16 162ZM39 164V162H38ZM131 164V163H130ZM175 164V163H174ZM178 163H176L177 165ZM187 164V163H186ZM192 164V162H191ZM190 164V165H191ZM9 165V164H8ZM7 165V166H8ZM13 164L11 163V166ZM27 164H25V167H26ZM121 165V164H120ZM164 164H162L161 166H163ZM176 165H174L175 167H177ZM185 165V164H183ZM188 165V164H187ZM219 165H223L221 166L223 169L225 168V170L227 169L226 173L227 174H230L229 175V181H228V175L225 173V171L223 170L221 173L219 172ZM233 166L234 168H231V166ZM237 165V164H236ZM247 165V164H246ZM1 166V165H0ZM7 166H5V171H9L8 169H10V165L7 168ZM14 167H16L15 165H13ZM32 166V165H31ZM124 166V164H123ZM150 166V163H148V168ZM152 166V164H151ZM155 166H158L159 165H155ZM189 166V165H188ZM203 166V167H202ZM230 168H229V167ZM240 165H238L239 167ZM13 167V168H14ZM35 167V166H34ZM164 167V166H163ZM179 167V166H178ZM185 167V172L187 173V169L189 171H191V169L189 168H186V165L184 166ZM190 168H192V166H189ZM196 167V166H195ZM250 167V166H249ZM3 168V167H2ZM134 168V167H133ZM153 168V167H152ZM203 168V169H202ZM222 168H220L222 170ZM247 168V167H246ZM245 168V170L247 171L248 175L249 173L252 175H254V170H256V168H248V170ZM1 169V168H0ZM15 169V168H14ZM123 169V168H122ZM129 169V168H128ZM136 169V168H135ZM179 169L181 170L182 168L179 167ZM184 169V168H183ZM231 169V170H230ZM241 169V168H240ZM12 170V169H10ZM30 170V169H29ZM124 170V169H123ZM127 170V169H126ZM212 170V169H211ZM233 170L236 172V174L238 176H235L234 175H231ZM253 173H251V171ZM4 171V170H3ZM4 171V172H5ZM132 171V170H131ZM147 171V170H146ZM152 171H154L152 169ZM204 171V174H205V177L207 178L208 176H206V172ZM232 171V172H230ZM1 172V171H0ZM10 172V171H9ZM136 172H139V171H136ZM149 172H150V169H149ZM169 172V171H168ZM244 172V171H243ZM3 173V172H2ZM8 173V172H7ZM122 173V172H121ZM151 173V172H150ZM155 173V171L153 172ZM162 173V172H160ZM165 173V172H164ZM21 174V173H20ZM25 174V173H23ZM132 174V173H130ZM143 174V173H142ZM152 174V173H151ZM158 174V172L156 173ZM243 174V173H241ZM246 174V172H245ZM2 174H0L1 176ZM5 175V173L3 174ZM2 175V176H3ZM8 174H6L7 176ZM11 175V174H9ZM161 175V174H160ZM167 175V174H166ZM170 176V174H168ZM168 175L167 176H162L164 179L165 178H168ZM175 175V174H173ZM177 175V174H176ZM215 175V174H214ZM227 175V176H226ZM251 175L249 178H251ZM256 175H258V173L256 174L255 173V177H257ZM12 176V175H11ZM23 176V175H22ZM138 176V175H136ZM234 176V177H233ZM25 177V175H24ZM221 177V178H219ZM226 177V178H224ZM232 177V178H231ZM4 176L1 177V179L3 180ZM9 179V176L7 177ZM123 178V177H122ZM159 178V177H158ZM157 178V179H158ZM171 178V177H170ZM216 178H218L217 180H215ZM223 178V179H222ZM239 178V179H240ZM144 179V178H143ZM153 179H154V176H153ZM169 179V178H168ZM173 179V177H172ZM175 179V178H174ZM173 179V181H174ZM178 179V178H177ZM227 179V180H226ZM238 181H237V180ZM242 179V178H241ZM19 180V179H18ZM151 180V179H149ZM166 181H168L167 179H165ZM171 180V179H169ZM181 180V178H180ZM180 180L178 179L179 183H180ZM222 180H225L222 182ZM250 180V179H249ZM252 180V179H251ZM250 180V181H251ZM5 182V180H3ZM132 181V180H131ZM146 181V180H145ZM151 181H154V180H151ZM150 181V182H151ZM207 181V180H206ZM220 181V182H218ZM228 181V182H226ZM240 181V182H239ZM254 181V180H253ZM263 181V180H262ZM172 182V180L170 181ZM168 182V183H170ZM222 184L224 182L222 187H221V183ZM243 182H245V180H243ZM264 182V181H263ZM161 183V181H160ZM173 183V182H172ZM170 183V184H172ZM229 183V184H228ZM11 184V183H10ZM126 184V183H125ZM227 185L226 188L227 189H224L223 188L225 187L224 185ZM18 185V184H16ZM152 185V184H151ZM151 185H148L151 187ZM156 185V184H154ZM176 185V184H175ZM219 185V186H218ZM235 185V184H234ZM244 185H247L244 183ZM252 185V184H251ZM251 185H247L246 188H249V186ZM131 186V184H130ZM144 186V185H143ZM147 186V187H148ZM178 186V185H177ZM217 186L219 187L217 189ZM23 187V186H22ZM158 187V186H157ZM208 187V189H207ZM2 188V187H1ZM18 188V187H17ZM26 188V187H25ZM125 188V187H124ZM167 188H169V185L167 186ZM211 188V189H210ZM215 188V190H214ZM245 188V187H244ZM251 188V187H250ZM249 188V189H250ZM220 189V190H219ZM130 190V189H129ZM134 190V189H133ZM132 190V191H133ZM146 190L148 191V189L146 188ZM155 190V189H154ZM159 190V189H158ZM216 190L218 191H222L221 193L223 194V191L225 192V190L227 191L225 194H228L227 196L228 197H224L226 195H222L221 197L223 199L222 202H220V204H222V206L219 204L218 201L216 200H219L218 198V195H217V192H215ZM230 190V189H228ZM19 191V190H18ZM126 191V190H125ZM124 191V192H125ZM166 191V190H165ZM245 191V190H244ZM246 191H249L248 189ZM151 192V191H150ZM157 192V191H156ZM162 192V191H161ZM161 192H159L160 194H162ZM211 192V193H209ZM213 192V193H212ZM218 192V193H220ZM230 192V191H229ZM132 193V192H131ZM21 194V193H20ZM127 194V193H125ZM164 194V193H163ZM240 194H244V192L240 193ZM238 194V195H240ZM69 196L68 198L71 200L69 201L67 204H60L59 201L64 198L62 196ZM207 195H212L213 198H211V196H207ZM216 195V197L218 198H214ZM219 195V197H220ZM150 196V195H149ZM158 196V195H157ZM229 196H230V201H229ZM242 196V195H241ZM240 196V197H241ZM132 197V196H131ZM163 197V196H161ZM210 197V198H209ZM238 197V196H237ZM128 198V197H127ZM145 198V197H144ZM158 200L156 201L158 203L159 201V196L157 197ZM228 198V200H226ZM154 199V198H153ZM163 198L160 199V201L162 200ZM214 199V200H212ZM236 199V200H235ZM241 199V198H240ZM146 201V200H144ZM154 201V200H152ZM164 201V199H163ZM216 201V202H214ZM264 201V200H263ZM121 202V201H120ZM149 202V201H148ZM148 202H146L145 204H148ZM155 202V203H156ZM209 202L211 204H209ZM213 202V203H212ZM22 203V202H21ZM119 203V202H118ZM156 203V204H157ZM165 202H161L159 203L158 205L162 204L161 206H164ZM167 203H170V202H167ZM173 202H171V205H172ZM177 203V202H176ZM174 203L173 206H169L171 208V210H174L178 208V206L180 205L179 203ZM226 203V204H227ZM157 205V206H158ZM170 205V204H169ZM175 205L177 206V208H175ZM145 206V205H144ZM150 206V205H149ZM149 206H147L149 208ZM139 207V206H138ZM227 207L225 208V210L227 209ZM239 207V208H238ZM264 207V206H263ZM133 208H135V206H133ZM151 208V207H150ZM165 208V207H164ZM173 208V209H172ZM236 208V209H235ZM137 209V208H135ZM145 209V208H144ZM123 210V209H122ZM142 210V209H141ZM149 210V209H148ZM128 211V210H127ZM133 211V209H132ZM144 211V210H143ZM154 211V210H153ZM152 211V212H153ZM157 211V210H156ZM161 211V210H160ZM170 211V209H169ZM167 211V213L169 212ZM234 211V212H233ZM145 212L148 213L147 210H145ZM221 212V213H222ZM120 213V215H119ZM123 213V212H122ZM146 213V214H147ZM156 212H153V214L155 215ZM162 213V212H161ZM220 213V215H221ZM149 214V213H148ZM156 214H159V211L156 213ZM129 214H127L126 217H128ZM1 216V215H0ZM11 216V215H10ZM133 216V215H132ZM130 216V218L132 217ZM136 216V215H135ZM143 217H145V213L142 215ZM152 216V215H151ZM161 216V215H160ZM9 217V216H8ZM13 217V216H11ZM162 218V217H161ZM9 219V218H8ZM144 218H141V220L139 221L138 224L135 225L134 223V226L135 227H142L144 228L143 226L145 225L144 221H143ZM147 219L149 220L150 218H148L147 216ZM147 219L145 220V222L147 221ZM157 219H160L159 218V215L158 217L156 218L155 217V220ZM10 220V219H9ZM18 220V219H17ZM124 220V219H123ZM131 223L135 222L136 220H138V218L136 217V219H131ZM135 220V221H134ZM127 221L128 218H127ZM150 221V220H149ZM149 221L147 222L148 225H151L149 223ZM202 219L198 221L197 225L198 224H203L204 225V222H201ZM226 221V225L224 224L225 222L223 221H220V220H216V223L217 225H224L225 226V230L224 229H221L222 232H224L223 234H221V232H218L220 234H216L214 233V235H210L209 238L207 237H201L200 239L197 240V243L199 245H201L200 247H207V246H211L210 248L213 249V252H212V256L213 258L210 259V261L212 262V260L214 261L212 264H222L221 263V258L222 256H225L226 254H229V252H231L233 254V256H236L237 253L234 255V253L232 251H229L228 249L231 247L232 249H234L235 247H239L240 248V245H238V241L240 240H237L239 239V236L237 237L238 234H235L237 233L234 232L235 231V226H233L234 224H232L231 222V225H227V220ZM126 222V223H125ZM151 222V221H150ZM167 222V221H166ZM175 222V221H174ZM173 222V223H174ZM200 222V223H199ZM7 223V222H6ZM121 223H123L122 226H125L122 230V226H121ZM171 223V222H170ZM168 223V224H170ZM172 223V224H173ZM177 223V222H176ZM144 224V225H143ZM16 225V224H15ZM158 228H160L159 226L162 225V223L160 224H157ZM164 225V224H163ZM133 227V225H131ZM130 226V227H131ZM154 228H156L155 226L156 225H153ZM166 226V225H165ZM175 226L177 227H180V225L178 224H175ZM199 226V225H198ZM231 226V227H230ZM264 226V225H263ZM128 227V228H127ZM146 227V225H145ZM174 228L173 232L170 231V233H172V236H170L171 238H169V242L166 241L165 244H167L165 246V248H160L158 249L157 251L155 250V252H158L160 250H162V252H164V256H163V264H176V258H177V249L179 247V244L181 243V235L178 234V229ZM10 228V227H9ZM134 228V227H133ZM147 228H151L150 227H147ZM156 228V229H158ZM163 228V227H162ZM231 228H234L232 229V232L230 231ZM262 228L264 229V227H261V226H257L254 230H255V235H256V232H261L264 234V230L263 231H260L262 230ZM108 229H112L111 233L108 232ZM136 229V228H135ZM146 229V228H145ZM143 229V230H145ZM148 229V230H149ZM166 229V227H165ZM220 229V228H218ZM258 229V231L256 230ZM115 230L116 233H113ZM141 230V231H143ZM148 230L146 232H148ZM150 230H153V229H150ZM149 230V231H150ZM158 230H161L163 231L162 229H158ZM129 230H127L125 232V236L127 237V235H129L127 232H129ZM168 231V230H167ZM134 232L133 230L131 231V233ZM144 232V233H146ZM127 233V235H126ZM161 233V232H160ZM133 234V233H132ZM152 234V233H151ZM155 233H153L154 235ZM260 234V233H259ZM115 235V236H114ZM180 235V236H179ZM119 237L117 239V237ZM131 236V235H130ZM130 236H128L130 238ZM133 236V235H132ZM144 236V234H143ZM152 236V235H151ZM158 236H161V234H159ZM158 236H155L157 238H160ZM178 236L180 238H178ZM116 237V238H115ZM122 237V238H121ZM125 237V238H126ZM127 237V238H128ZM146 237V236H145ZM143 237V238H145ZM234 237H237L234 239ZM8 238V237H7ZM126 238V239H127ZM134 238V240L136 241H132ZM9 239V238H8ZM178 239L180 240V243H178ZM115 240V241H114ZM125 240V239H123ZM122 240V241H123ZM143 240V239H142ZM8 241V240H7ZM236 241V243H235ZM258 241V239H255V242ZM115 242V243H114ZM168 242V243H167ZM10 243V242H9ZM144 243V242H143ZM147 244V243H146ZM145 245V244H143ZM207 245V246H206ZM142 246V245H141ZM255 246V245H254ZM257 246V245H256ZM146 247V245H145ZM229 247V248H228ZM90 248H93L90 250ZM118 248V249H116ZM207 249V248H206ZM10 250V249H9ZM142 250V249H141ZM143 251V250H142ZM147 251V250H146ZM145 250L143 251V255H147V254H151V253H148L147 254H144V252H146ZM239 252V250L237 251ZM97 253V254H98ZM230 253V254H231ZM136 254L138 255L137 258H135ZM163 254V253H162ZM95 255V252L94 254ZM161 255V253L159 254ZM148 256V255H147ZM199 256V251L197 249L195 250H192V252L189 254V263L188 264H197L196 261L198 260L197 257ZM240 256L239 253L237 255V257ZM10 257V256H8ZM97 257V256H96ZM143 257V256H141ZM149 257V256H148ZM153 257V256H152ZM144 258L146 259V257H143V260ZM151 258V257H150ZM192 258V259H191ZM230 258V257H229ZM236 258V257H235ZM93 259V258H92ZM136 259V260H134ZM142 259V258H141ZM94 260V259H93ZM148 260V259H147ZM195 260V261H194ZM240 260V259H238ZM133 261V262H132ZM145 261V260H144ZM144 261H141L143 262V264L145 263ZM190 261L192 263H190ZM262 262L264 261L263 258L261 260ZM96 262V261H95ZM95 262H93V264H95ZM147 262V261H146ZM198 262V261H197ZM209 262V263H211ZM261 262V264H263ZM240 263V262H239ZM136 264V263H135ZM146 264V263H145ZM149 264V263H148ZM200 264V263H198ZM237 264V263H236ZM241 264V263H240Z\"/></svg>","mask_w":264,"mask_h":264}]
</instances>
